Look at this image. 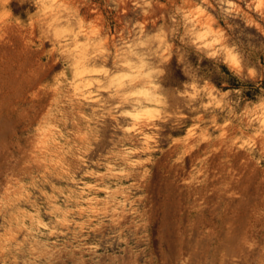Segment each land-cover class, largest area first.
Returning <instances> with one entry per match:
<instances>
[{
	"label": "rangeland",
	"instance_id": "374dc122",
	"mask_svg": "<svg viewBox=\"0 0 264 264\" xmlns=\"http://www.w3.org/2000/svg\"><path fill=\"white\" fill-rule=\"evenodd\" d=\"M262 1L0 0V264H264Z\"/></svg>",
	"mask_w": 264,
	"mask_h": 264
},
{
	"label": "bare ground",
	"instance_id": "6f19581e",
	"mask_svg": "<svg viewBox=\"0 0 264 264\" xmlns=\"http://www.w3.org/2000/svg\"><path fill=\"white\" fill-rule=\"evenodd\" d=\"M264 3V1H262ZM263 7V6H262ZM201 11V10H200ZM204 11V10H203ZM199 12V11H198ZM202 20V19H201Z\"/></svg>",
	"mask_w": 264,
	"mask_h": 264
}]
</instances>
